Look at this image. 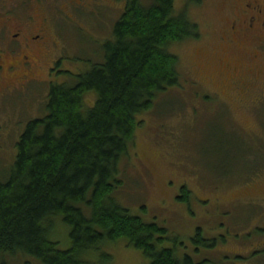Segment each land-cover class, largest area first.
Returning <instances> with one entry per match:
<instances>
[{
    "label": "rangeland",
    "instance_id": "374dc122",
    "mask_svg": "<svg viewBox=\"0 0 264 264\" xmlns=\"http://www.w3.org/2000/svg\"><path fill=\"white\" fill-rule=\"evenodd\" d=\"M233 1L175 0V12H185L199 36L169 46L178 58L179 85L157 94L152 107L137 116L143 122L129 156L120 161L122 185L113 196L132 215L166 229L162 247L201 264H264V48L236 46L233 19L223 12V2ZM125 3L0 0V50L16 49L13 33L29 35L40 27L45 42L29 51L32 76L27 80V69L16 67L9 74L18 76L0 90L1 181L26 122L45 113L49 84L66 82L64 71L76 74L88 60L101 59L100 46ZM13 52L7 58H17ZM94 98L86 94L85 105ZM182 186L191 192L188 202L177 198ZM198 228L212 245L193 241ZM53 235L59 248L69 246L58 218ZM85 258L87 264H147L125 239ZM6 262L40 264L23 256Z\"/></svg>",
    "mask_w": 264,
    "mask_h": 264
},
{
    "label": "trees",
    "instance_id": "16d2710c",
    "mask_svg": "<svg viewBox=\"0 0 264 264\" xmlns=\"http://www.w3.org/2000/svg\"><path fill=\"white\" fill-rule=\"evenodd\" d=\"M174 2L126 0L100 46L101 59L88 60L76 74L64 71L66 82L49 84L45 113L26 122L0 180V264L19 256L87 264L91 250L120 239L140 249L147 264H201L162 247L166 229L132 215L113 197L122 185L120 161L143 122L137 116L157 94L179 85L178 58L169 46L199 36ZM88 93L95 95L90 106ZM180 191L178 200L188 202L190 190ZM57 218L67 229L65 249L52 236ZM193 241L213 244L200 228Z\"/></svg>",
    "mask_w": 264,
    "mask_h": 264
},
{
    "label": "flooded vegetation",
    "instance_id": "af4514ba",
    "mask_svg": "<svg viewBox=\"0 0 264 264\" xmlns=\"http://www.w3.org/2000/svg\"><path fill=\"white\" fill-rule=\"evenodd\" d=\"M237 1L235 0L229 3L223 2L224 15H228L230 19H233V24L230 25V28L234 33L236 46L240 47L241 45L248 44V46L259 45L260 48H264V0ZM237 20L238 23L236 22ZM22 30L19 29L18 32ZM43 33L44 30L40 27L29 35L25 31L23 34L21 32L12 34L13 39H16L12 40L17 43V47L15 46L16 49L8 50L7 53L3 48L0 50V81L4 82V86L0 87V90L8 87L9 81L18 76L16 73L11 74L16 67H24L27 69L24 74L27 80L32 76L29 68L32 66L33 60L29 51L32 47L39 50L41 49L40 47L44 46ZM237 36L240 42L236 39ZM21 37H23L22 40ZM39 40L40 42L38 43ZM13 51L18 53L17 58L11 59L14 56L7 58V54L10 55ZM9 71H11L10 74Z\"/></svg>",
    "mask_w": 264,
    "mask_h": 264
}]
</instances>
